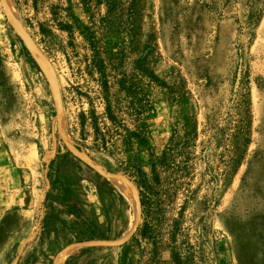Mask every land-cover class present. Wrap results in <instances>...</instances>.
Listing matches in <instances>:
<instances>
[{"label":"rangeland","instance_id":"rangeland-1","mask_svg":"<svg viewBox=\"0 0 264 264\" xmlns=\"http://www.w3.org/2000/svg\"><path fill=\"white\" fill-rule=\"evenodd\" d=\"M87 27L137 83L142 143L95 145ZM263 82L264 0H0V264H264ZM138 168L137 232L99 245L136 227Z\"/></svg>","mask_w":264,"mask_h":264},{"label":"trees","instance_id":"trees-1","mask_svg":"<svg viewBox=\"0 0 264 264\" xmlns=\"http://www.w3.org/2000/svg\"><path fill=\"white\" fill-rule=\"evenodd\" d=\"M68 27L69 26H67L66 29L69 30L70 28ZM87 31L88 34L84 35L92 52L91 56L87 57L88 74L92 79L97 77L96 80L99 86V98L104 104L103 114L106 121V123H104V128H101L96 110L94 108L91 109L90 119L92 128L94 129V135L96 137L95 145L98 146L100 144L103 150H108V145H113L115 139H120L124 144H130L134 139L138 140L140 143L144 142L145 140L143 138L142 126H137L138 119L135 117V115L139 112L136 101L140 100V98H138L139 92L137 83L135 81L129 80L128 76L120 71V67L115 66V62L121 63L122 59L120 60V58L122 53L119 52L118 55H115L116 52L114 51L101 49L99 46V40L95 35L92 34V30L88 28ZM21 53L24 60L34 70L40 72V68L34 61L33 56L26 49H23ZM262 85H264V82ZM114 88H116L118 93H124L126 98L129 99L128 106L126 108L127 110H123L124 107L121 108L114 106L112 101L114 96L112 90ZM119 110L122 112L127 111L126 115L128 116L126 117H128L129 120L125 119L124 116L120 118V116L117 114ZM81 118V124L85 125V114H82ZM131 125H133V127ZM189 135L196 137V129H190L188 132L187 140H185L188 142V144L190 141H192L190 140ZM178 147L179 144L174 145L170 149V153L165 152L159 162L152 164V172L155 175V182L159 181L157 169L168 166L167 163L176 153ZM58 152V157L62 163H65L66 165H84L83 160L76 156L72 151L66 150L65 152H61L59 148ZM136 175L137 180L134 181V184L139 191V198L143 207V195L147 193L150 188L148 184V176L140 168L136 170Z\"/></svg>","mask_w":264,"mask_h":264},{"label":"water","instance_id":"water-1","mask_svg":"<svg viewBox=\"0 0 264 264\" xmlns=\"http://www.w3.org/2000/svg\"><path fill=\"white\" fill-rule=\"evenodd\" d=\"M60 104H61V100H60ZM137 204H138V223L136 225V227L134 228V230L131 232V234L122 242H103V243H99V245H106V246H120L122 244H125L127 241H129L133 235L137 232L138 230V226H139V222L141 219V214H142V204L141 201L139 199V196L137 198Z\"/></svg>","mask_w":264,"mask_h":264},{"label":"bare ground","instance_id":"bare-ground-1","mask_svg":"<svg viewBox=\"0 0 264 264\" xmlns=\"http://www.w3.org/2000/svg\"><path fill=\"white\" fill-rule=\"evenodd\" d=\"M118 182V184H120V186L122 187V189L124 190V191H126V193H127V195L129 196V197H133V194L131 193V191H130V189L127 187V185H125L124 183H122V182H120V181H117ZM116 182V183H117Z\"/></svg>","mask_w":264,"mask_h":264}]
</instances>
